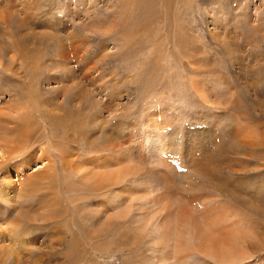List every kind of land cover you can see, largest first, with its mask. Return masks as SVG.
<instances>
[{
	"label": "rangeland",
	"instance_id": "1",
	"mask_svg": "<svg viewBox=\"0 0 264 264\" xmlns=\"http://www.w3.org/2000/svg\"><path fill=\"white\" fill-rule=\"evenodd\" d=\"M0 125V264H264V0H0Z\"/></svg>",
	"mask_w": 264,
	"mask_h": 264
},
{
	"label": "bare ground",
	"instance_id": "2",
	"mask_svg": "<svg viewBox=\"0 0 264 264\" xmlns=\"http://www.w3.org/2000/svg\"><path fill=\"white\" fill-rule=\"evenodd\" d=\"M8 22H9V20H7ZM6 21V22H7ZM79 45V44H78ZM256 45V44H255ZM77 47V46H76ZM79 47V46H78ZM66 48V47H65ZM77 51V50H76ZM74 56V55H73ZM68 57V56H67ZM80 58V57H79ZM67 61V60H66ZM61 85V84H60ZM74 86V85H73ZM2 94V93H1ZM72 98V97H71ZM11 99V98H10ZM13 100V102H17L14 98L12 99ZM77 109V108H76ZM54 113V112H53ZM49 114V113H48ZM47 114V115H48ZM50 116V115H49ZM97 116H95V118H96ZM100 118V117H99ZM99 118H96V119H99ZM3 121V120H2ZM0 127H1V125H0ZM33 127V126H32ZM51 127V126H50ZM33 129V128H32ZM31 129V130H32ZM98 129V128H97ZM101 130V129H100ZM102 132V136H101V139H104V142H102V140L98 143V144H101V145H104V147L102 148V149H111V148H113V147H115V146H117L118 144H115L113 141H114V139L115 138H113L112 136H111V133L108 131V130H105V131H101ZM101 132H100V134H101ZM161 130L159 131V132H157V133H155L154 135H153V137L152 138H149V139H147V141H146V143L147 144H151L152 145V147L151 148H149L150 149V151L151 152H156V153H158V152H160V153H158V154H161L162 153V151H163V149H165L164 148V146H165V142H164V139L165 138H162V134H161ZM32 133H33V131L31 132V134H30V131H28V132H25L23 135H21L22 137H19L18 139H12L11 138V141H8L7 142V146H9L12 142L13 143H16V145H14L15 147H18V146H20L21 144H23V143H27L28 142V138H30L31 137V135H32ZM15 134V133H14ZM9 135V134H8ZM6 136V135H5ZM17 136V135H16ZM2 137H4L2 134H1V129H0V139L2 138ZM9 137V136H8ZM4 138H6V137H4ZM10 139V138H9ZM13 140V141H12ZM72 141V140H71ZM4 142V144H5V142L6 141H3ZM90 142V141H89ZM94 143H97L96 141L94 142ZM97 144V145H98ZM1 145H3V143H0V154H1V160L2 159H4V155L6 154L5 152H6V150H5V148H3V147H1ZM150 145V146H151ZM11 147V146H10ZM13 147V146H12ZM34 147V146H33ZM98 148H101V147H98ZM126 148H128L127 146L126 147H122V150L125 152V150H126ZM27 149V148H26ZM16 151V150H15ZM13 152V153H16V152ZM13 155V154H12ZM22 155V154H21ZM64 155V154H63ZM6 156V155H5ZM14 156V155H13ZM23 156V155H22ZM31 160H29L28 159V161H26V163H25V165H28V163L30 162ZM65 161V160H64ZM104 161V166H108V163H109V161L108 160H106V159H104L103 160ZM22 162V161H21ZM45 162V160H41L40 161V163L41 164H43ZM39 163V162H38ZM103 163V162H102ZM1 165V164H0ZM42 167V166H41ZM89 172V171H88ZM8 174V173H7ZM93 174V175H92ZM153 174V173H152ZM91 178L89 179V176H88V174H86L85 175V178H87V180H86V182L88 181V182H90V183H92V184H88V185H90V187L92 188V189H97V190H103V189H107V188H110L111 186H112V182L113 183H115L116 181H114V180H112L111 179V176H112V174H107V175H99V174H94V173H91ZM125 176H129V174L128 173H126L125 174ZM125 176H124V178H122V180L124 179V180H126L127 178H125ZM149 176V175H148ZM147 177V176H146ZM150 178V177H149ZM83 180V179H82ZM82 180H81V182H82ZM148 180V179H147ZM216 180V179H215ZM87 182V183H88ZM37 183V182H36ZM43 183V182H42ZM46 183V182H45ZM86 183V184H87ZM146 183V182H145ZM109 184V187H106L105 185H108ZM151 184H153V183H151ZM9 185H11V184H9ZM42 185V184H41ZM47 185V184H46ZM113 186H115V185H113ZM154 186H156V184L154 185ZM153 185H152V187H154ZM33 187H36V186H33ZM65 187V186H64ZM40 188V187H39ZM35 189V188H34ZM33 188H32V190L31 191H33L34 190ZM154 189V188H153ZM156 189V188H155ZM38 190V189H37ZM159 191H160V188H159ZM2 192V194H4V197L6 198L7 197V195H5V194H7L8 192H7V190L3 187V190L1 191ZM35 193H37L38 191H34ZM99 192V191H98ZM102 192V191H101ZM26 193V192H25ZM28 193H32V192H30V191H28ZM41 193V192H40ZM45 193V192H44ZM43 193V194H44ZM104 193V192H103ZM99 194V193H98ZM29 195V194H28ZM30 195H32V194H30ZM38 195V194H37ZM1 197V196H0ZM25 197V196H24ZM37 197V196H36ZM40 199H37L36 201H35V203H37L38 205H44V204H46L47 203V201H45V199H44V197L42 196V197H39ZM197 200H198V198H197ZM75 201V200H74ZM27 202V201H26ZM82 202V201H81ZM26 204V203H25ZM34 203H32V205H33ZM51 206V205H50ZM55 206V205H54ZM31 207V206H30ZM197 207V206H196ZM76 208V207H75ZM99 208V207H98ZM38 209V208H37ZM50 209H51V207H50ZM112 209V208H111ZM39 211V210H38ZM196 212V211H195ZM127 215H129V209H123V213L121 214V217H125V216H127ZM52 216H54V214H52L49 218H52ZM22 217V216H21ZM128 217V216H127ZM23 218V217H22ZM22 218H21V220H22ZM121 219V218H120ZM125 219V218H124ZM21 220H19V221H21ZM32 221V220H31ZM45 221V220H44ZM188 221H190V220H188ZM187 221V222H188ZM191 222H193V220L191 221ZM197 222V221H196ZM195 222V223H196ZM55 223H57V222H55ZM112 223H113V221H112V216H110L109 218L107 217V219H106V221L104 222V225H105V227L104 228H97L96 230H93L92 232H89V231H87V239L89 240V241H91V237H96V235L97 234H99L100 232H102V231H104L105 229H109L111 226H112ZM182 223H183V221H182ZM22 224V223H21ZM81 224V223H80ZM197 224V223H196ZM213 224V223H212ZM15 225V224H14ZM185 225V224H184ZM183 225V226H184ZM193 225H194V223H193ZM192 225V226H193ZM207 225V224H206ZM211 225V224H210ZM209 225V226H210ZM192 226H191V229H192ZM196 226V225H195ZM85 227V226H84ZM161 227H162V225H161ZM187 227V226H186ZM185 227V228H186ZM194 227V226H193ZM210 227H212V226H210ZM83 228V227H82ZM162 228H164V229H162V230H164L163 232L165 233V235H170V233L171 232H173V234L174 235H177V237H180V239L178 240V241H180L179 243H178V245H179V250L180 251H177V252H180V254H181V252L182 251H184V250H186V249H194V251H195V249L196 248H198V249H200V250H198V251H203L204 250V252H205V254H209V256H211V257H215V258H217V256L218 255H220V256H218V258L221 260V262H226L227 264L228 263H233V262H236V261H240L239 259V257H241V256H238V255H236V254H234L233 252H231L232 251V249L233 248H219V250H218V248H216V246H214V247H211V246H209L210 244H211V242L209 243L208 242V239L207 240H204V235H203V232H202V235H203V237H202V235H200V236H198L199 235V233L201 234V232H199V231H201V228L199 227L198 229L197 228H195V230H198L197 232L196 231H193V230H191L190 228H186L184 231L182 230H179L178 229V226L176 225L175 226V228L173 227V226H171V227H169L168 229H166L165 227H162ZM184 228V227H183ZM208 228V227H207ZM207 228H205V229H207ZM204 228H203V230H205ZM212 229V228H211ZM179 230V231H178ZM217 230H219V229H217ZM216 230V231H217ZM206 232H207V230H205ZM209 231V230H208ZM215 231V232H216ZM220 231V230H219ZM196 232V233H195ZM221 232V231H220ZM220 232L218 233V234H220ZM105 233V232H104ZM176 233V234H175ZM209 233H210V231H209ZM85 234V233H84ZM213 234V233H212ZM239 234V233H238ZM16 235V234H15ZM209 235H211V233L209 234ZM198 236V237H197ZM206 236H208V235H206ZM238 236V235H237ZM251 236V235H250ZM22 237V236H21ZM209 237V236H208ZM208 237H206V238H208ZM236 237V236H235ZM182 238H183V240H182ZM18 239V238H17ZM23 239V238H22ZM192 239H193V241H192ZM210 239V238H209ZM212 239V238H211ZM235 239V238H234ZM213 240V239H212ZM171 241V240H170ZM210 241V240H209ZM219 242V241H218ZM240 242V241H239ZM244 242H246V239H245V241ZM209 243V244H208ZM220 243V242H219ZM237 243V242H236ZM247 243H248V241H247ZM196 244V245H195ZM203 244V245H202ZM223 244V246H224V243H222ZM221 243H220V245H222ZM176 245V244H175ZM199 245H202V247L201 246H199ZM212 245V244H211ZM220 245H218V247H220ZM238 245H239V243H238ZM241 245V244H240ZM232 246V245H231ZM200 247V248H199ZM209 249V250H208ZM211 249V250H210ZM213 249V250H212ZM241 249V248H240ZM234 250V249H233ZM186 251H188V250H186ZM186 251H184L186 254L184 255V252H182V254L181 255H183V256H181V257H183V258H180V259H183V260H186V261H188V260H190V257L191 256H193V254L191 255V254H188V252L190 251H188V252H186ZM193 251V252H194ZM201 251V252H202ZM192 252V253H193ZM203 252V253H204ZM176 253V252H175ZM191 253V252H190ZM239 253V252H238ZM177 254V253H176ZM240 254H241V251H240ZM171 255V254H170ZM169 255V256H170ZM216 255V256H215ZM242 255H244V254H242ZM174 256V255H173ZM208 256V255H207ZM210 257V258H211ZM169 258H171V257H169ZM192 258V257H191ZM205 258V257H204ZM243 258V257H242ZM175 259H177V258H175ZM212 259V258H211ZM177 261V260H176ZM219 261V260H218ZM175 262V261H174ZM173 262V263H174ZM177 262H179V260L177 261ZM177 262H175V263H177Z\"/></svg>",
	"mask_w": 264,
	"mask_h": 264
}]
</instances>
